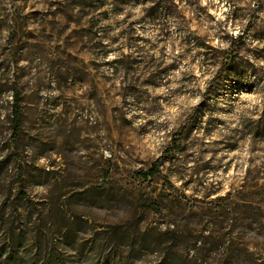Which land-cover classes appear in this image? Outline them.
Instances as JSON below:
<instances>
[{
	"label": "rangeland",
	"instance_id": "obj_1",
	"mask_svg": "<svg viewBox=\"0 0 264 264\" xmlns=\"http://www.w3.org/2000/svg\"><path fill=\"white\" fill-rule=\"evenodd\" d=\"M0 264H264V0H0Z\"/></svg>",
	"mask_w": 264,
	"mask_h": 264
},
{
	"label": "trees",
	"instance_id": "obj_2",
	"mask_svg": "<svg viewBox=\"0 0 264 264\" xmlns=\"http://www.w3.org/2000/svg\"><path fill=\"white\" fill-rule=\"evenodd\" d=\"M14 99H15V103L13 106V108H14V110H13V116H14L13 122L15 124L16 131H19L20 119H21V104H20V95H19V92L17 90H15ZM154 168H156V165ZM155 170H157V168L152 169L150 171V174L155 175V173H154Z\"/></svg>",
	"mask_w": 264,
	"mask_h": 264
}]
</instances>
